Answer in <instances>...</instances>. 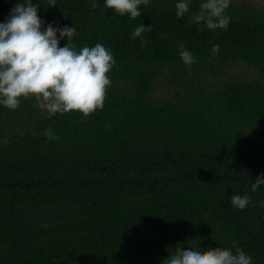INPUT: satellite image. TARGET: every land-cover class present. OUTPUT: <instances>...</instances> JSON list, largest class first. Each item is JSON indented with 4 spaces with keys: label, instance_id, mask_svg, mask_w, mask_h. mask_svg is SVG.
I'll return each instance as SVG.
<instances>
[{
    "label": "trees",
    "instance_id": "1",
    "mask_svg": "<svg viewBox=\"0 0 264 264\" xmlns=\"http://www.w3.org/2000/svg\"><path fill=\"white\" fill-rule=\"evenodd\" d=\"M21 2L0 0V23ZM177 2L149 0L131 19L105 0H32L42 30L75 27L77 51L100 43L115 64L87 118L50 116L34 97L0 104V264H163L178 246L264 264V184L251 191L264 176V8L231 0L227 30H209L190 22L202 0L180 19ZM141 24L152 31L133 39ZM240 62L261 81L204 85ZM165 71L177 97L154 99ZM233 195L251 203L234 208Z\"/></svg>",
    "mask_w": 264,
    "mask_h": 264
},
{
    "label": "clouds",
    "instance_id": "2",
    "mask_svg": "<svg viewBox=\"0 0 264 264\" xmlns=\"http://www.w3.org/2000/svg\"><path fill=\"white\" fill-rule=\"evenodd\" d=\"M231 0H202L199 11L191 14L190 22L201 23L209 30H227L230 17L225 14ZM149 0H105V7L113 9L120 16L131 19L141 16L140 5ZM190 0L176 3V16L183 18L189 12ZM55 0H49L48 7H54ZM92 7H98L93 2ZM43 21L38 15V6L32 0H22L11 9L6 22L0 23V104L15 110L21 99L34 97L38 107L52 116L57 113L78 112L85 118L102 109L108 87L112 81L109 73L115 64L110 50L100 43L93 47L83 46L76 50L72 39L75 27H53L51 23L42 30ZM152 27L143 24L132 32V38L151 32ZM59 33V39L57 38ZM67 44L60 46V40ZM147 41L141 39V46ZM219 52V45L212 47V53ZM181 60L186 66L196 61L191 52L181 45ZM49 136L51 134L49 133ZM264 184V176L252 183L251 191L256 192ZM231 203L240 210L251 203L247 195H233ZM264 207V205H261ZM163 264H252V258L241 248L235 254L227 248L208 250H182L175 252Z\"/></svg>",
    "mask_w": 264,
    "mask_h": 264
},
{
    "label": "rangeland",
    "instance_id": "3",
    "mask_svg": "<svg viewBox=\"0 0 264 264\" xmlns=\"http://www.w3.org/2000/svg\"><path fill=\"white\" fill-rule=\"evenodd\" d=\"M238 2L247 1L255 7L264 8V0H237ZM237 80L243 82L261 81L260 73L254 67L240 62L237 64L229 63L221 67V69L208 78L204 85L208 89H218L224 83L235 82ZM151 96L154 99H175L177 97V88L169 82V71L161 73L157 82L154 84ZM47 113L46 110H42Z\"/></svg>",
    "mask_w": 264,
    "mask_h": 264
}]
</instances>
